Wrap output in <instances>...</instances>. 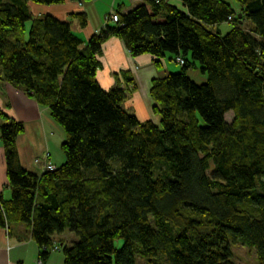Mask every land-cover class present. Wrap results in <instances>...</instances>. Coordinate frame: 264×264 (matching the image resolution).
<instances>
[{
    "label": "trees",
    "instance_id": "1",
    "mask_svg": "<svg viewBox=\"0 0 264 264\" xmlns=\"http://www.w3.org/2000/svg\"><path fill=\"white\" fill-rule=\"evenodd\" d=\"M176 1L111 12L119 21L84 41L69 20L28 9L65 0H0V80L47 107L64 132L63 164L46 170L43 156L30 173L15 145L23 124L0 109L11 189L0 227L11 235L28 226L42 260L68 229L77 242L62 249L66 264H235L231 244L264 264V0H235L238 10ZM112 36L156 69L160 59L177 65L151 80L157 123L123 108L137 88L129 71L99 86L98 57Z\"/></svg>",
    "mask_w": 264,
    "mask_h": 264
},
{
    "label": "crops",
    "instance_id": "2",
    "mask_svg": "<svg viewBox=\"0 0 264 264\" xmlns=\"http://www.w3.org/2000/svg\"><path fill=\"white\" fill-rule=\"evenodd\" d=\"M142 2L143 0L78 2L65 0L64 3L50 6L30 3L28 9L34 17L50 14L61 20H69L72 31L84 41H88L105 25V17L111 12L119 10L121 13H126ZM235 9L238 10V7ZM78 13L84 15L85 26H81L73 16ZM27 27H29L28 23ZM98 60L102 65L96 72L99 86L103 90H109L114 87L115 74L129 71L135 79L137 88L127 96L123 108L132 113L139 122L151 120L157 123L158 119L153 113V102L149 95L151 80L166 75L170 71H176L175 66H172L175 64L166 59H160L161 67L156 69L151 55L132 57L124 42L114 36L103 42ZM121 85L124 86L122 80ZM0 109L16 122L23 124V131L18 135L15 145L20 165L25 170L39 174L42 169L36 165V160L46 153L50 155V162L56 167L63 164L65 156L61 152V145L64 132L52 119L47 107L38 105L24 91L15 88L7 81L0 80ZM10 197L11 189L6 178L4 149L0 142V198L9 200ZM11 233L9 235L5 228L0 227V264H66L62 249L77 242L75 235L68 229L62 234H55L53 242L60 249L50 251L45 260H42L28 226L16 225L12 227Z\"/></svg>",
    "mask_w": 264,
    "mask_h": 264
},
{
    "label": "rangeland",
    "instance_id": "3",
    "mask_svg": "<svg viewBox=\"0 0 264 264\" xmlns=\"http://www.w3.org/2000/svg\"><path fill=\"white\" fill-rule=\"evenodd\" d=\"M227 3H229V5H232L233 8H237L238 4H236L235 0H225ZM172 2H175L174 0H172ZM177 2V1H176ZM221 30L223 32H226L227 30H229V26L228 25H221ZM175 64V63H174ZM174 67V69H178L177 65H172ZM193 74V73H192ZM233 114H231V112L226 113V121L230 122L232 120ZM123 243V241H117L115 243V246L117 248L121 247V244ZM231 251H232V260L235 264H258V258L257 255L255 253V250L253 249H249L248 247L244 246V245H240V244H231L230 247ZM135 260H137L138 264H143V262H140L141 260L139 259V257L135 256Z\"/></svg>",
    "mask_w": 264,
    "mask_h": 264
},
{
    "label": "built area",
    "instance_id": "4",
    "mask_svg": "<svg viewBox=\"0 0 264 264\" xmlns=\"http://www.w3.org/2000/svg\"><path fill=\"white\" fill-rule=\"evenodd\" d=\"M105 20H108L110 22H118V16L114 13H112L110 16H106ZM175 62L178 64H182L183 61L181 59H176ZM44 169L52 171L54 169V165H52L49 161V155L46 153L44 154ZM60 248L56 245L53 247V251L59 250ZM40 264V263H39Z\"/></svg>",
    "mask_w": 264,
    "mask_h": 264
},
{
    "label": "water",
    "instance_id": "5",
    "mask_svg": "<svg viewBox=\"0 0 264 264\" xmlns=\"http://www.w3.org/2000/svg\"><path fill=\"white\" fill-rule=\"evenodd\" d=\"M239 18L241 17V15L238 16Z\"/></svg>",
    "mask_w": 264,
    "mask_h": 264
}]
</instances>
